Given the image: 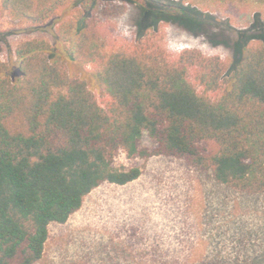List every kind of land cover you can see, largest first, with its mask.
<instances>
[{
  "label": "trees",
  "instance_id": "trees-1",
  "mask_svg": "<svg viewBox=\"0 0 264 264\" xmlns=\"http://www.w3.org/2000/svg\"><path fill=\"white\" fill-rule=\"evenodd\" d=\"M68 1L0 0L12 20L36 25ZM98 1L83 0V18ZM126 1L142 7V16L151 19L147 27L165 20L194 31L203 17H214L184 1L208 6L227 0ZM257 26V34L236 31L230 67L196 49L173 56L143 34L131 49L104 57L97 76L108 96L105 104L64 64L102 58L92 31L74 38L72 26H63L58 49L46 39H29L17 45L14 61L0 58V264H35L43 257L51 223H65L103 182L136 180L140 167L115 164L120 152L128 158L184 157L212 169L221 183L263 192L264 22L259 17L251 28ZM258 39L263 44L249 48ZM145 135L156 143L151 151L141 146Z\"/></svg>",
  "mask_w": 264,
  "mask_h": 264
},
{
  "label": "rangeland",
  "instance_id": "rangeland-1",
  "mask_svg": "<svg viewBox=\"0 0 264 264\" xmlns=\"http://www.w3.org/2000/svg\"><path fill=\"white\" fill-rule=\"evenodd\" d=\"M82 2L68 1L38 25L12 20L0 2V58L14 61L17 45L29 39H46L58 49L63 26H72L74 38L92 31L102 58L65 59L64 64L71 75L86 80L101 104L108 100L97 76L104 57L131 49L143 34L173 56L196 49L219 56L230 67L236 31L257 34L260 27L251 28L255 19L264 22V3L252 0L208 6L184 1L214 17L201 18L194 31L165 20L147 27L151 19L142 16V7L126 0H99L83 18ZM262 44L258 39L248 46ZM141 146L151 151L156 143L145 135ZM115 164L138 166L141 175L124 185L103 182L65 223H51L43 257L35 264H264V191L245 192L221 183L212 169L184 157L128 158L120 152Z\"/></svg>",
  "mask_w": 264,
  "mask_h": 264
}]
</instances>
